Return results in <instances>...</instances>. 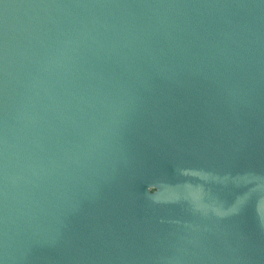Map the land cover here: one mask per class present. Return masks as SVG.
<instances>
[{
  "label": "water",
  "instance_id": "95a60500",
  "mask_svg": "<svg viewBox=\"0 0 264 264\" xmlns=\"http://www.w3.org/2000/svg\"><path fill=\"white\" fill-rule=\"evenodd\" d=\"M0 264H264V0H0Z\"/></svg>",
  "mask_w": 264,
  "mask_h": 264
}]
</instances>
